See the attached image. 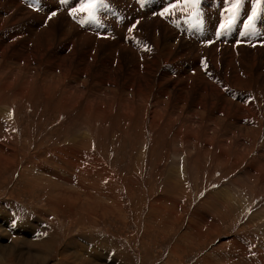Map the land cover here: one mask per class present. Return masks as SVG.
I'll use <instances>...</instances> for the list:
<instances>
[{"label":"rangeland","instance_id":"374dc122","mask_svg":"<svg viewBox=\"0 0 264 264\" xmlns=\"http://www.w3.org/2000/svg\"><path fill=\"white\" fill-rule=\"evenodd\" d=\"M166 1H160L165 4L164 8L168 6ZM132 2L138 4L137 0ZM114 3L119 2L115 0ZM21 4L32 9L31 0ZM148 5L152 6V2ZM115 7L118 14L123 12L121 5ZM29 19L27 17L18 26L6 30L12 35H25L21 31L25 26L27 31L30 30ZM120 19H127L126 14H122ZM142 20L145 22L146 19ZM242 20L245 25L247 19ZM219 24L216 34L225 31ZM236 24L233 23L234 26ZM262 33L264 22L260 21L257 30V35L261 34L260 39L264 38ZM231 38L226 36V39ZM209 40L200 39L197 45L188 42L178 48L177 52L182 53L187 46L184 58H179L181 66L177 64L176 77L182 74L183 66L190 70L200 60L198 65L205 70L199 72L205 76L206 73L222 75L219 78L222 80L225 69L229 67L228 61L217 52L216 47L209 50L213 45L210 43L214 42ZM21 45V48H28L26 44ZM198 45L203 50L195 53ZM131 58L133 62L134 57ZM125 65L133 67L131 64ZM164 68L161 66L159 71ZM170 68L175 69L173 63ZM248 69L245 67V72ZM105 80L98 79L96 93L100 82ZM254 83H258V88L248 86L238 90L239 94H260L262 97V80H254ZM38 84L42 86L41 82ZM91 87L90 84L84 89V100L73 110L67 111L65 121L56 112V102L49 100L44 105L37 98L40 94L35 95L36 99L29 104L15 103L14 109L9 110L6 105L0 104V264H264V187L256 188V184L264 178V133L260 137L259 134L240 132L238 128L227 130L224 121L220 132L212 131L210 127L208 129L211 131L206 128L200 130L198 140L203 142L206 138L207 143L210 142L216 134L212 142L214 147L201 149L198 141L195 144L194 139L190 141L187 137L189 134L197 137L194 126L190 129L192 122L183 120L191 124L186 123L187 126L182 127L183 122L177 116L173 117L177 125L170 126L169 132H161L160 129L155 136L149 130L150 114L145 120L134 116L136 121H131H135L137 128L129 129V118H125V121L119 113L123 109V94H128L123 89L125 84L120 81L121 89L113 92L118 99V109L112 116L104 118L108 122L102 124L104 127L96 128L94 136L91 137L90 133L84 138L82 133H88L84 123H91L85 118L84 101L91 97ZM171 105H175V100ZM165 121L169 122L168 119ZM178 125L182 127L179 130ZM239 133L247 134L250 139L245 135L242 138ZM235 136L240 138L236 139ZM90 137L91 142L88 141ZM84 139L88 149L81 151L91 158L92 169L106 172H97L108 176L104 178L105 181L96 175L100 180L88 179V182L66 168L64 160L62 162L64 154L69 159L79 157L75 156L74 149L72 155L67 153L70 147L66 144ZM246 140L251 143L245 145ZM223 142L226 144L220 157L218 147ZM192 144L197 147L191 149ZM236 149L241 151L237 152ZM186 153L191 161L188 160L190 165L184 176L178 171L181 166L185 169ZM53 155L55 157H51ZM257 163L260 176L253 178V174L247 170L251 166L257 167ZM50 167L59 176L53 175ZM208 171L211 174L207 175ZM173 176H176L175 180ZM68 179L75 181L68 182ZM180 184L183 185L182 189L179 187L180 190L184 191L178 193L175 186ZM101 189L103 192H100ZM108 190L110 193H107ZM162 206L169 207L165 213ZM257 253L262 255L261 258L256 256Z\"/></svg>","mask_w":264,"mask_h":264},{"label":"bare ground","instance_id":"6f19581e","mask_svg":"<svg viewBox=\"0 0 264 264\" xmlns=\"http://www.w3.org/2000/svg\"><path fill=\"white\" fill-rule=\"evenodd\" d=\"M24 1L0 0V104L6 105L9 110L12 107L13 109L15 108V103L29 104L33 99H36L35 95L40 94L37 98L39 97L38 99L44 105L49 100L56 102V112L65 121L67 119V111L73 110L84 100V89L91 84V97L84 101L85 118L89 119L91 123H84L85 127L87 126L88 133L82 134L85 138L92 133V137L94 136L93 132H96V128L104 127L102 124L106 125L105 123L108 122L104 118L112 116L113 112L118 109V99L117 97L115 98L113 92L121 89L120 81H123V84H125L123 89L128 94L124 96L122 93L123 109L119 113L124 117L123 120L126 121L129 118V121L127 119L129 129L137 128L135 127V117H142L145 120L147 114H150L149 130L155 136L156 131L160 129L161 132H169V129L172 128L170 126H175L176 124L173 117L177 116L183 122L184 126L182 127L187 126V122L185 123L183 120L192 122L190 129L192 130L191 127L194 126L193 130H196L195 132H198V134L197 137H192L193 134L192 136L189 134L187 137L190 138V141L194 139L195 144L198 141L197 143H200L201 149L209 146L213 148L212 142L215 140L216 134L210 140L211 143H207L208 138L205 139V142L198 140L200 130L203 128L207 130L210 127L213 129L212 131L220 132L224 121L227 130H236L238 128L240 132L259 134L260 137L264 133V38L260 39L261 34L257 35L258 23L260 21L264 22V0H261L259 5H257L256 0H243L239 15L235 20V23L238 24L236 26L232 25L227 31H221L220 34L215 33L216 28L219 23V25L227 23V17L230 14L228 11L230 0H200V18L205 20H202V23L198 26L194 25V18L190 16L193 9L190 6L183 5L182 0H168L166 1L168 5L166 8L163 6L165 4L160 3L161 0H137V5L132 2L133 0H118V4L114 3L115 0H107V6L97 13L100 22H85L83 24L79 21L85 19L86 13L74 11V9L80 8L82 0H66L64 4H61L60 0H31L32 9L26 4H21ZM151 2L152 6H149L148 4ZM174 4L176 8L169 7ZM115 5H121L123 8L121 11L123 12L118 14V9ZM156 8L158 10H155ZM55 9L60 10V12ZM253 9L257 12L255 32L245 34L242 31L244 28L242 19L248 20ZM53 12L56 15H51ZM161 13H164V15H161ZM122 14H126L127 19H120ZM27 17H30L31 28L29 31L26 30V26L22 29L21 32H25V35H12L6 30L18 26ZM142 19H146L145 22ZM130 29L131 31H129ZM236 31L238 32L237 36H235ZM150 32H153L154 36L152 33L150 35ZM187 36L189 37L187 38ZM226 36L233 38L226 39ZM200 39H204V41L205 39L214 40V42L211 40L213 42L210 43L213 44L211 48L209 49V46L207 48L212 50L213 47H216L217 52L224 57L226 62L228 61L230 68L225 69L227 66L224 67V79L220 80L219 78L222 75L219 74L210 75L209 73L208 75L206 73L207 76H205L202 72H199H204L205 70L198 65L200 63L199 59V63L195 62L192 66L190 65V70L183 66L181 69L182 74L180 73L181 75L176 77L178 75L175 74L177 64L181 63L179 58H184L183 55L186 53L187 46L182 53L177 52L178 48L183 47L188 42L190 44L195 42V45H197L196 42ZM67 40V43L62 44V42ZM21 44H26L28 48H21ZM198 46L199 48L196 46L197 52L195 53H198L201 45ZM192 52L194 51L192 50ZM200 52L199 54H202ZM131 56L134 57L133 62L131 61ZM43 61H45L44 64H42ZM125 63L131 64L133 67H129ZM172 63L175 69L170 68ZM179 65L181 66V64ZM161 66H165V68L159 71ZM245 67L249 68L247 72H245ZM41 71H44L42 75H40ZM70 76L71 80L69 81ZM252 77L254 78L252 79ZM103 78H106V80L100 82L96 93L95 87L98 84V79L103 80ZM254 80L256 82L262 80L261 94L263 96L261 97L260 94H255L254 96L240 95L238 90L248 86L251 89H256L258 83H254ZM66 81L67 83L65 84ZM38 82H41V87ZM233 82H239V84H232ZM172 100H175V105H171ZM188 104L190 106H187ZM150 105L151 108H149ZM133 119L135 121H131ZM165 119H168L169 122L167 121L166 123ZM1 126L0 122V130ZM178 127V130L182 128L179 125ZM243 135L245 134H242V138ZM217 136L219 135L217 134ZM245 136V138L249 137L247 134ZM91 137L88 140L90 142ZM260 137L257 138L259 141ZM247 140L244 142L245 145L251 143ZM223 143H220L218 147L221 151L220 157L226 144L225 142ZM238 143H240V140ZM195 144H192L194 146L191 145V149L197 147ZM66 145L70 147L67 148V153L72 155L74 149L75 156L79 155L78 159L74 160L69 159L68 155L64 154L61 158L62 162L63 160L65 161L66 168H70L73 173L75 172L85 180L96 178L104 180L106 178V174H97V172H106L102 169H97L96 171L92 169L91 163L93 162L90 161L91 158L86 152L85 155L82 153L81 150L85 151L88 149L86 139L70 142ZM61 148L63 150L62 145ZM240 149L243 151L242 148ZM228 150H230V147ZM198 155L196 156L198 157ZM237 155L239 154L237 153ZM185 158H187L185 169L181 166L178 171L184 176L190 165L188 160L191 159L188 158L187 153L184 155V160ZM206 159L210 158L206 157ZM181 162L183 164V161ZM205 162H209V160H205ZM215 167H217L216 164ZM258 170L257 163V167L251 166L247 172L253 174L251 176L254 178V176H260ZM51 171L53 175L59 176L58 172L56 173L52 168ZM208 173L210 172L208 171L206 174L208 175ZM175 178L176 176H173L174 180ZM66 181L73 182L75 180L71 181L68 179ZM259 183L256 184V188H263L264 178ZM93 185L96 184L93 182ZM179 187L182 189L183 185L175 186L177 188L175 191L178 193L181 191ZM100 192H103V189ZM58 193L64 195L62 192ZM107 193H110L109 190ZM110 195L113 196L115 194L111 193ZM257 197L259 198V196ZM177 202L179 203V201ZM168 208L162 206V210L165 209L163 213ZM260 255L257 253L256 256L261 258Z\"/></svg>","mask_w":264,"mask_h":264},{"label":"snow or ice","instance_id":"6c2138e0","mask_svg":"<svg viewBox=\"0 0 264 264\" xmlns=\"http://www.w3.org/2000/svg\"><path fill=\"white\" fill-rule=\"evenodd\" d=\"M199 2L200 0H182V4L185 6H190L193 11L190 13V16L194 18V25L198 26L202 23V20L200 18L201 13L199 10ZM243 0H230V7L228 9L229 16L227 17V23L222 24L221 28L227 31L230 29L235 22L236 18L239 15L240 6L242 4ZM257 5L261 3V0H256ZM61 4L66 3V0H60ZM107 6V0H82L80 8L74 9V11L78 12H84L86 13L85 19L79 21L80 23H99L100 18L97 15V13L104 7ZM173 8H176V5L174 4L172 6ZM38 10V9H37ZM51 15H56L55 12H53ZM161 15H164V13H161ZM257 16V12L255 9H253L251 15L248 17L247 23H245V34L254 33L255 32V18ZM51 18V17H50ZM75 18V17H74ZM131 31V29L129 30Z\"/></svg>","mask_w":264,"mask_h":264}]
</instances>
